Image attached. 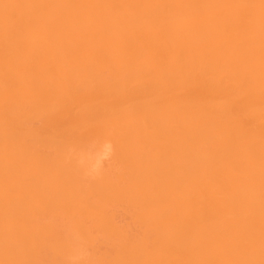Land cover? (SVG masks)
Returning <instances> with one entry per match:
<instances>
[{
	"label": "bare ground",
	"instance_id": "6f19581e",
	"mask_svg": "<svg viewBox=\"0 0 264 264\" xmlns=\"http://www.w3.org/2000/svg\"><path fill=\"white\" fill-rule=\"evenodd\" d=\"M0 264H264L261 0H0Z\"/></svg>",
	"mask_w": 264,
	"mask_h": 264
},
{
	"label": "snow or ice",
	"instance_id": "6c2138e0",
	"mask_svg": "<svg viewBox=\"0 0 264 264\" xmlns=\"http://www.w3.org/2000/svg\"><path fill=\"white\" fill-rule=\"evenodd\" d=\"M261 8H262V11H264V0H261Z\"/></svg>",
	"mask_w": 264,
	"mask_h": 264
}]
</instances>
